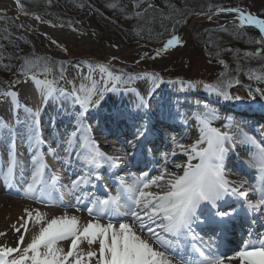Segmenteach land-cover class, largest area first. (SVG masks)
<instances>
[{"label": "snow or ice", "instance_id": "snow-or-ice-1", "mask_svg": "<svg viewBox=\"0 0 264 264\" xmlns=\"http://www.w3.org/2000/svg\"><path fill=\"white\" fill-rule=\"evenodd\" d=\"M15 5L23 10L21 0H15ZM135 6L140 7L139 4ZM218 11L234 13L241 28L246 24L257 28L261 38L256 43L264 44V19L241 8H221ZM140 15V12L136 13L137 17ZM208 18L211 19V15ZM34 19L40 21L41 17L37 15ZM180 23V19L175 21V24ZM161 26L164 27L163 24ZM175 31L173 25L169 38L162 42L153 58L183 46L181 37ZM87 66L89 76L86 79H92L93 65ZM96 68L102 74L99 81L92 80L90 88H85L83 84L77 88L72 84L71 90H68L58 87L57 80L47 79L53 68L46 59H25L17 73L21 79L11 81L8 87L15 89L17 84L31 81L40 97L39 106L35 108L22 106L18 91L0 90V98L8 101L17 113L14 123L0 120V135L9 141L4 185L24 199L45 207L64 209L62 215L49 218L38 208L26 207L24 215L10 226L16 234L13 245L0 244V264H264V238L258 240L259 247L245 241L242 247L230 253L221 251L219 242L230 226L234 227V221L241 214L247 215L252 210L264 208V188L246 187L247 181L233 180L226 174L225 160L234 146V137L239 135L242 143L255 149L243 163L259 171L262 183L264 142H258L231 117L223 124L227 129L225 131L212 126L221 117L208 103H204L193 117L199 125L196 141L186 145L173 136L167 150L156 149L157 158L153 152L155 144L152 148L147 147L154 127L150 115L152 96L164 83L183 86L185 82L165 81L159 72L124 77V74L114 75L104 64H97ZM60 79H63L62 70ZM137 79H146L151 84L143 95L128 87ZM199 83L209 94H215L223 101L242 100L241 96H233L228 91L231 84H225L223 80ZM187 86L197 87L198 83L188 82ZM122 91L125 94L131 92L136 97L133 108L113 104L112 109L105 113L102 106L106 94ZM255 93L264 100V91L257 88ZM256 94L249 89L248 99L256 100ZM57 104L61 111L71 115L73 121L71 130L66 129L59 140V146L66 153L64 162L71 165V157L75 155L80 166L71 183L63 185L74 197V201L67 203L60 194L57 177L52 175L50 183L45 179L47 165L38 151L32 157L33 165L38 166L31 172L30 180H24L18 187L13 182L17 168L16 138L23 135L30 145L42 144V113L48 107L55 110ZM21 107L26 114L23 120L19 115ZM260 108L264 110V104H260ZM50 121L54 123L55 118L50 117ZM121 125L130 129L131 135H126L122 146L115 150L119 155L102 151L94 132L102 133L105 127L112 131V128H120ZM178 154L187 157L185 163L175 166L182 171L179 174L169 173L166 166L173 163L172 158ZM148 156L162 162L158 175L140 170L141 174L131 183L121 180L114 195L100 198L90 193L91 188L97 187L95 182L103 179L101 169L105 166L112 171L122 164L146 165L149 163ZM154 187L159 191H153ZM250 192L259 193V198L250 199ZM69 209L77 213L86 211L89 219L82 223L81 217L70 214ZM29 221L32 222L31 229ZM17 224L20 226L17 227ZM205 235H209L207 243ZM5 236L6 232H0V237ZM192 241H199V246Z\"/></svg>", "mask_w": 264, "mask_h": 264}, {"label": "bare ground", "instance_id": "bare-ground-1", "mask_svg": "<svg viewBox=\"0 0 264 264\" xmlns=\"http://www.w3.org/2000/svg\"><path fill=\"white\" fill-rule=\"evenodd\" d=\"M52 35H50L53 38V41H56L55 44L59 45L61 47V49L64 51L65 49L70 51L71 53L77 55H89L91 58H94L95 60L100 61V59L103 60H108V58L110 56H122V57H117V60H119L120 62H138L139 60L136 59H130L129 53H132L129 49H127V51H121L119 53H114L112 50H109L107 48H98V46L92 44L91 42H89L88 40H71V37H68L66 34H57L55 35L53 33V31H49ZM215 43H211L208 42L206 43L207 47L209 50H214L213 46ZM69 46H71V48H69ZM179 51V50H176ZM180 54V52H179ZM113 63V62H112ZM142 63L145 65L146 64V68H144L142 71L143 73L146 72H159L160 75L163 78H169V77H165L164 73L166 71H168L166 68L164 67H158L156 66L155 63L153 62H149L147 58H142ZM119 66V65H118ZM172 73H174L176 76V79L178 81H181L179 79V74H176V70H172ZM95 73V77H92V80H96L99 81L101 76H98L97 73H99L101 75V73L99 72L98 69H95L94 71ZM128 74L131 75H139L142 74L141 72H133V71H127L126 72V76ZM68 80V79H66ZM92 80H88V79H84L81 77H76V80L74 79H69V82H71L70 84H75L77 88H79L82 84L84 85L85 88H90L88 87L87 84H92ZM168 81V80H167ZM134 83V82H133ZM143 83H147V84H143ZM150 84L149 81H146V79H144V81H142V83H140V85H130L129 87L136 89L138 92H140L142 95L146 93V91L144 89L141 88V85H143V87L146 88V90L148 89V86ZM166 88H168V90L171 93H176L177 96L179 97V107H175V102L172 100L170 103V106L172 104V106H174V108L172 109H168L167 107H161V106H157L159 105L158 101H156L154 104H152V112H151V123L152 125H154L152 133L150 135V139H157L156 136V132L160 131V130H174L171 131L170 135L171 137H176L178 140H180L181 142L185 143L184 141L191 135L194 134H199V125L198 123L195 121L194 117V113L198 110V107H202V105L204 103H208L210 108L213 109L214 104L210 103L207 101L208 98H206L205 96L207 95V92L204 88L203 85L198 84L197 87H194L196 90H198V92H195L193 90H189L191 97L188 95V91L186 92L185 90L189 89V87L187 86L186 83H184V85H180V84H175V85H169L168 83L164 84ZM157 91V89H156ZM23 93L26 94V98H30L27 99L26 102V106L28 107H38L39 106V101H40V97L39 94L35 91V86L31 83V81H29L26 84L25 89L23 90ZM186 98L187 101H186ZM215 102H217L218 104L222 103L221 100L219 98H215L213 97ZM242 102V101H239ZM136 103V97L134 96L133 93L128 92L127 94L124 93V91H122L119 94H113V93H109L108 99L105 102V111L106 113L112 109L113 104H115L118 107H123L124 105H128V107L131 109L133 108L134 104ZM221 106V104H220ZM69 109H70V105H68ZM49 108H53V107H48L44 110V112L42 113V115L44 116L43 120H46V118H49L48 120L50 121V117H54L55 118V122L57 121V116L59 114L60 110V105H56L55 106V110L53 112L48 113V109ZM168 109V110H167ZM181 110L179 112H176L175 110ZM46 112V114H45ZM170 113V115H169ZM0 114L1 115H5L8 122L9 123H14L15 122V111L13 110V108L10 106V103L6 100L2 101V104L0 105ZM65 114H68L65 112ZM46 115V116H45ZM246 115V114H245ZM251 116V115H249ZM249 116L246 117L248 118L244 120V122L241 123V125H246L248 124V122L250 121ZM161 120H158L157 118H161ZM47 120V122H48ZM234 122V120H233ZM53 123V122H52ZM46 124V123H43ZM53 124H51L52 126ZM264 127V126H263ZM112 129H116L119 130V128H112ZM245 132H247L249 135L254 136L258 142H264V130H254L252 128H243ZM264 129V128H263ZM194 130V131H193ZM233 131H235L233 129ZM109 132H113V131H108L106 130V133ZM117 132V131H114ZM197 132V133H195ZM178 133V136L174 135ZM173 135V136H172ZM94 136L96 138V140L99 142V144H101V142H103L104 140L102 138L99 137L98 132L94 133ZM263 137V139H262ZM241 139V137H239V135L234 137V141ZM112 141V140H110ZM194 143V142H192ZM186 144V143H185ZM191 144V143H189ZM187 145V144H186ZM18 146H20L18 144ZM61 148H63L62 146H60ZM170 147V144H167V148H165L164 150H167ZM255 151L254 148H252L251 145L242 143L240 141V143H234V146L231 148V150L229 151L226 160H225V171L226 174L228 175V177L230 179L233 180H245L247 181V185L246 187H253V186H257V187H262L264 188V183L261 182L260 180V173L257 169L255 168H250L247 165H245L243 163L244 160L248 159L249 156L252 154L253 151ZM154 152H157L156 150ZM1 153H4V149L1 151ZM1 154L0 156V232H6L7 236L5 237H0V244L3 243H7L10 246L13 245L14 243V237L16 234H14V232L11 230V225L13 223H17L18 219L24 215V209L27 208H38L41 212H46L48 214V217L51 218L53 216H59L62 215L64 212L63 208L60 207H45L41 204L38 203H34L33 201L27 200L22 198L21 196L17 195V193L13 190L10 189L8 187H6L5 185L3 186L1 184V182L4 183V177L6 174V170H7V166L8 163H6L8 161V156H3ZM74 156V155H73ZM72 156V157H73ZM71 157V158H72ZM182 159H187V157L178 154L176 157H173V163H169L166 167L169 173L171 172H176V173H180L182 170L181 169H177L175 166L177 164H183L185 162L181 161ZM26 160L27 158H24V162L22 161H18L17 162V168L15 170V177L17 180H15L14 178V183L17 185V187L21 184L20 182L17 181H24V180H28L29 178L27 177V173H31L34 170V167L36 166H32L31 164H26ZM194 163L196 161H193ZM162 162H158V164H161ZM231 166V167H230ZM247 166V167H246ZM227 167H230V170H239L240 174L237 171H227ZM241 167H244L242 169H239ZM235 168V169H234ZM246 168L250 170V173L247 174L245 172ZM54 172H56L57 174H62L64 171L67 172L66 175H69L71 172L76 173V169L73 167V165H69V164H61V162L55 163V167H54ZM117 171L119 169H116ZM159 170L160 168L156 167L154 172H157V174H159ZM46 169H45V175H46ZM249 178H254L255 180H257L258 182L256 184L251 185L248 180ZM46 179V178H45ZM68 179V178H66ZM165 179H167V177H165ZM248 179V180H247ZM132 181H128L126 183H131ZM70 182H67L65 184H70ZM96 183V182H95ZM110 183H106V184H100L101 186H106ZM57 186L60 188V194L63 196L64 201L67 203L69 201H71V199L73 198V196L68 193L66 190H64V193L61 192V189H63L59 184H57ZM153 191H159V189L157 188H153ZM116 191V190H115ZM249 197L258 199L259 198V193L256 192H250L249 193ZM60 208V209H59ZM70 214H75L79 217H81V222L83 223L84 221H86V214H83L82 211L81 212H75L74 209H69ZM257 214L259 215V218H263L264 219V209H259L257 210ZM25 219H27V217H25ZM241 223V222H240ZM242 224V223H241ZM239 225V222L237 221V219L234 221V226ZM20 225L17 224V227H19ZM29 228L31 229L32 227V222L29 221ZM244 229L248 230L249 232L254 233L255 230L252 227H244ZM235 264V262H234Z\"/></svg>", "mask_w": 264, "mask_h": 264}, {"label": "rangeland", "instance_id": "rangeland-1", "mask_svg": "<svg viewBox=\"0 0 264 264\" xmlns=\"http://www.w3.org/2000/svg\"><path fill=\"white\" fill-rule=\"evenodd\" d=\"M239 1L237 0V2L240 3V5L238 4V6H240L239 8L251 12L254 15L258 16V14H260L262 11L264 12V0H239ZM82 2L83 0H67V3L59 7L57 4L51 2V0H21V4L23 5V10L20 9V11H22V13L29 12L36 16L38 15L40 17L47 16L48 20L44 19L45 21H47V23H43L44 25L56 30L60 29V30H71L73 32L76 31V34L79 37H84L89 42L98 45H103L107 49H109L110 47L113 48L114 50L120 48L119 44L114 42L113 36L115 37L117 35L121 26L115 22L107 21L101 15V13H97L96 10L87 9L89 7H87L88 5L86 4H83L85 8L82 5V10H81ZM72 12H76V13L73 14ZM40 22L42 23V21ZM227 24L237 25V22L235 20H230L221 17V18L213 19L211 21L200 22L196 24L195 26L192 27L188 35L191 37L190 39L192 40L191 44L187 46V48L185 49V53L181 55V58L167 60V62H158V64H156L157 68L162 66L163 64H166L165 66L168 71L164 73V76L169 78H173L176 76L174 73L171 72L172 70H176V74H179V77L183 79L195 80L202 77L209 81H213L212 75L215 76V72H217V70L219 69H222V65L221 63L213 64L212 62L215 60L209 58V56L206 53L207 50L205 48H202L200 44H197L198 46H195L193 41L196 35L198 34V32L203 28L204 29L212 28V27L220 28ZM60 25H63V27H61ZM72 26H74L76 29L73 30L74 28H72ZM30 39H34L33 44H30L29 42L28 44H25V46L23 47H24V51L26 52L30 51L32 48L33 51L32 54L34 56H32L31 59H36V58L46 59L53 68L52 73L55 71L57 72H61V70L63 71V65L61 64V61L58 59L55 60L56 54L58 55V52L51 45L50 42H48L45 38H42L40 36L31 37ZM1 40H4V38ZM15 43L16 42H13L12 44H8V43L0 42V65L4 66L7 69V71L11 70L12 66L16 70L19 65L18 59L15 62V58H18L16 54L10 56L8 55V53L12 52L11 48L14 49ZM18 50L21 51V49ZM26 54H31V53H26ZM234 55H235L234 52H230L228 53L227 57L231 58ZM22 56H24V52ZM25 59L27 58H23V61ZM223 61L225 60L223 59ZM226 63L229 62L226 61ZM66 64H67L65 67L66 71L63 74L64 77H66L70 73H73V75L70 78H73L74 80H76V77H78L79 75L81 78L84 79H86V77L89 76V69L87 66L88 65L87 62H83L82 65H78L76 64V61L68 60L66 61ZM93 68L95 71L96 67L93 66ZM94 71L91 73L92 77H95ZM139 71L142 70H137L133 72H139ZM51 74L47 77V79H52ZM97 74L98 76L102 75V74L100 75L99 73ZM103 75L105 79H107L106 74ZM4 78L5 76H0V80ZM19 78L20 77H18V79ZM59 80L60 78L57 81ZM63 80L58 84V87L66 88V86L63 84ZM88 80H92V79H88ZM253 86L254 87H246L244 84H240L238 86L236 85L229 87L228 91L233 96L236 95L241 96L242 100L248 99L249 89L253 91V94H256L255 89L257 88L264 91L263 86L262 87H258L255 85ZM18 88L20 89L21 87ZM0 89L3 88L0 87ZM12 90L19 91L17 90V88ZM205 97L207 98V96ZM209 97L218 98L215 94H209ZM257 97H259L260 100L259 94H256V98ZM219 99L221 100L222 103L224 102L221 98ZM227 102L230 103L235 101H227ZM213 109L215 111H219L221 110V107L214 105ZM229 117H231V115L228 113V111H226L225 114L222 115L220 120L215 121V124H217L218 127H221L224 124L223 119ZM255 118L257 119L258 117L255 116ZM258 120H260V122H264L263 119H258Z\"/></svg>", "mask_w": 264, "mask_h": 264}, {"label": "trees", "instance_id": "trees-1", "mask_svg": "<svg viewBox=\"0 0 264 264\" xmlns=\"http://www.w3.org/2000/svg\"><path fill=\"white\" fill-rule=\"evenodd\" d=\"M122 1H123V3H122ZM156 1H158V2L160 1L161 4L163 5L164 9L169 8L175 4H181V7L184 10L186 9V7H189V5H192V6H194L192 8L199 9L202 11L208 10L210 8V6H207V5H210V4L216 2L215 0H156ZM235 1L236 0H225L219 4H217L218 2H216L217 5L215 4V6L211 9H215L219 6H225L228 4H233ZM59 2L64 4L63 0H59ZM86 2L87 3L90 2V4L93 7H97L100 11L104 12L105 14H110L112 16H116L114 13L115 12L114 8L119 6L121 3L124 4V0H86ZM160 2L158 3V6L162 7ZM112 5H114V7H111ZM128 8H130V7H128ZM186 14H187V12L183 15H180L177 19H180L182 22L183 21L182 19L184 17H186ZM164 17L166 18V16H164ZM120 21L123 22L122 20H120ZM144 21H145V23L143 24L144 28L141 29L140 32L138 31L140 33L138 40L139 41L144 40V42H146L148 44H156L159 41L163 40L165 37L169 36L172 32V26L173 25L175 26L176 30L181 26V23L175 24V21L166 22L165 19H163L161 17H156V16L150 20H148V18H147ZM162 24L164 25V27L161 26ZM231 31L232 30H226V31L222 32L221 35H219L220 32H217V31L205 33V34L209 35L208 37L207 36L205 37V35H204L205 40H206L205 43L211 42V43L218 44V49H217L218 51L220 49H222V50L229 49L230 51H237L239 49H243V48H247V47H250V49L254 48L255 44L253 41H255V37H253L252 34L242 32L240 34L235 33L234 35H231L230 34ZM125 32L123 33L124 37L126 39L131 38ZM159 33H163V35L161 36V35H159ZM229 36H233L234 39H232ZM214 37H217V40L214 39ZM245 45H246V47H245ZM211 52L214 53V51H212V50H211ZM254 59L255 58L253 56L248 57V56H245L244 54H239L232 61V69L236 70L238 68L239 70H242L245 67H247L251 62H253ZM255 66H256V64H252L250 66V68H254Z\"/></svg>", "mask_w": 264, "mask_h": 264}, {"label": "water", "instance_id": "water-1", "mask_svg": "<svg viewBox=\"0 0 264 264\" xmlns=\"http://www.w3.org/2000/svg\"><path fill=\"white\" fill-rule=\"evenodd\" d=\"M233 14V13H232ZM252 27H254V26H252ZM188 28H189V26L186 28V31L188 30Z\"/></svg>", "mask_w": 264, "mask_h": 264}]
</instances>
